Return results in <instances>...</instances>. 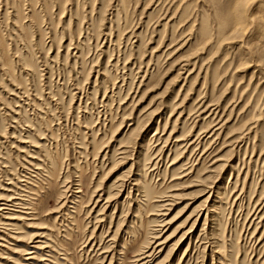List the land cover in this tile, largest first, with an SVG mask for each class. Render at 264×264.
Wrapping results in <instances>:
<instances>
[{"label": "rangeland", "instance_id": "1", "mask_svg": "<svg viewBox=\"0 0 264 264\" xmlns=\"http://www.w3.org/2000/svg\"><path fill=\"white\" fill-rule=\"evenodd\" d=\"M259 3L0 0V264H264Z\"/></svg>", "mask_w": 264, "mask_h": 264}, {"label": "bare ground", "instance_id": "2", "mask_svg": "<svg viewBox=\"0 0 264 264\" xmlns=\"http://www.w3.org/2000/svg\"><path fill=\"white\" fill-rule=\"evenodd\" d=\"M260 0H240V2L242 3V4H245V3H247V2H251L252 3V5H254V3L257 5L258 4V2H259ZM262 1V0H261ZM261 3V2H260ZM259 3V4H260ZM241 4V5H242ZM255 5V6H256ZM246 6H248V4L246 5ZM240 7V10H244V8L242 7V6H239ZM258 10L260 11V13L262 12V13H264V3L263 4H260V6H259V8H258ZM250 11V10H249ZM247 18H249V17H247ZM263 22V24H262V26H261V30L263 31V33H264V20L262 21ZM249 25V24H248ZM242 27V26H241ZM248 35V30H247V28H239L236 32H235V39L237 38V39H241V38H243V40H244V37L245 36H247ZM3 210H6V208L5 209H3ZM209 213V212H208ZM187 236V235H186Z\"/></svg>", "mask_w": 264, "mask_h": 264}]
</instances>
